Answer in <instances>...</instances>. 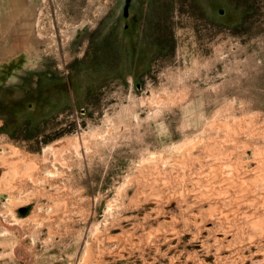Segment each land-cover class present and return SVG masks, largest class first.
<instances>
[{"label":"rangeland","instance_id":"1","mask_svg":"<svg viewBox=\"0 0 264 264\" xmlns=\"http://www.w3.org/2000/svg\"><path fill=\"white\" fill-rule=\"evenodd\" d=\"M4 27L33 42L0 55V264H264V0H0Z\"/></svg>","mask_w":264,"mask_h":264},{"label":"bare ground","instance_id":"2","mask_svg":"<svg viewBox=\"0 0 264 264\" xmlns=\"http://www.w3.org/2000/svg\"><path fill=\"white\" fill-rule=\"evenodd\" d=\"M1 30V29H0ZM27 30L26 29H24V27H20V29H19V27H4L3 28V30H2V32L0 31V41H1V39L2 38H5V37H8L9 39H12V43L9 45V49L8 50H0V55H10V54H12V53H14L16 50H20L21 49V47L22 46H26V47H28L29 45V43L30 42H33V39L32 40H30L29 38H28V34L26 35L25 34V32H26ZM27 33V32H26ZM41 38V37H40ZM39 38V39H40ZM43 38V37H42ZM44 39V38H43ZM40 41V40H39ZM1 44V43H0ZM28 45V46H27ZM215 160V159H214ZM216 160H218L219 161V159H216ZM214 162V161H213ZM215 164V163H214ZM215 166V165H214ZM218 167V166H217ZM213 168H215V167H213ZM245 172V171H244ZM243 172V173H244ZM246 173V172H245ZM222 174V173H221ZM220 174V175H221ZM217 175H219L218 173H217ZM219 175V176H220ZM233 176V175H232ZM215 178V177H214ZM222 178H224V181H225V179L227 178H225L224 176L222 177ZM229 179V178H228ZM228 179H226L227 181H229ZM222 180V179H221ZM231 180V179H230ZM233 180H235V179H233L232 178V182H227V184H230L231 186H234V189H235V187H237V188H240V187H238L239 186V183L236 181V183H233ZM245 180V179H244ZM243 180V181H244ZM156 181V179L154 180V182ZM223 181V180H222ZM235 182V181H234ZM242 182V181H241ZM221 183H223V182H221ZM224 183H226V181L224 182ZM238 183V184H237ZM245 183H246V181H245ZM245 183H240V185H242V184H245ZM221 185V184H220ZM256 185V184H255ZM261 185V184H260ZM225 186V185H224ZM230 186V187H231ZM250 186H253V185H249V187ZM259 187V186H258ZM257 186L255 187L256 189L255 190H257L258 192H257V194H258V196L256 195V193H255V195L256 196H253V198H251L250 197V199H249V202H251V205H252V203H254L255 204V202L257 203L258 202V200H260V198H263L264 196H262V192H264V186L262 187V188H258ZM261 187V186H260ZM224 188V187H223ZM227 188L229 189V186L227 185ZM226 188V189H227ZM225 189V188H224ZM246 189H248V188H240V190L238 191V193L237 194H235V193H233V194H231L230 192H229V190H225L226 192H223L222 194V196L224 197V193H226L227 195H226V197H228V199L230 200V201H235V200H238V199H240V201H241V199L242 200H245L246 199V195H245V191H246ZM251 190V189H250ZM221 191V190H220ZM222 191H223V189H222ZM231 192H232V190H230ZM234 191V190H233ZM254 191V190H253ZM247 193H248V191H247ZM217 194H218V192H217ZM210 195V194H209ZM211 195H213V194H211ZM218 195H221V193H219ZM229 195V196H228ZM234 196H236V198H234ZM209 198V197H208ZM218 198V197H217ZM220 198V197H219ZM238 198V199H237ZM248 198V197H247ZM202 201V199H197V201H196V203H199V202H201ZM225 200V199H224ZM228 200V201H229ZM247 200V199H246ZM228 201H226V202H228ZM232 202V203H233ZM196 203H194V204H196ZM217 204V203H216ZM246 204L248 205L249 203H248V201L246 202ZM193 205V204H192ZM229 205H230V203H229ZM232 205V204H231ZM234 205V204H233ZM250 205V206H251ZM260 205V204H259ZM262 205V204H261ZM264 205V204H263ZM262 205V206H263ZM249 206V207H250ZM233 207V206H232ZM264 207V206H263ZM210 208V207H209ZM212 208V207H211ZM251 208V207H250ZM257 208V207H256ZM260 209V208H259ZM234 210V209H233ZM254 211V210H253ZM217 212V211H216ZM227 212V211H226ZM233 212V211H232ZM235 213V212H234ZM243 213V212H242ZM248 213V212H247ZM246 213V214H247ZM254 212H252V214H253ZM244 215V214H243ZM227 216V215H226ZM259 217V216H258ZM201 220V219H200ZM260 228H258V230H259ZM264 232V231H263ZM88 252V251H87ZM89 253V252H88Z\"/></svg>","mask_w":264,"mask_h":264}]
</instances>
